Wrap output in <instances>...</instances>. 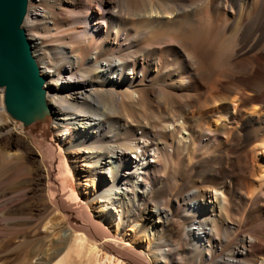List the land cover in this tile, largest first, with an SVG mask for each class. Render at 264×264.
Wrapping results in <instances>:
<instances>
[{"label": "bare ground", "instance_id": "1", "mask_svg": "<svg viewBox=\"0 0 264 264\" xmlns=\"http://www.w3.org/2000/svg\"><path fill=\"white\" fill-rule=\"evenodd\" d=\"M205 16L217 22L236 20L246 33L264 20V0H29L24 26L42 74L49 75V85L57 88L52 95L46 78L47 101L55 109L47 124L24 130L22 123H12L17 132L20 126L40 154L48 177V198L58 205L45 229L56 231L66 219L70 222L68 239L45 249L43 239L36 241L33 255L43 253V264H155L169 254V248L156 245L151 256L128 238L114 239L110 224L89 215L90 206L68 187L73 167L67 157L71 146L65 145L83 130L79 141L84 140L83 134L108 132L103 138L94 134L103 144L92 151L97 155L89 156L105 159L101 166L96 161L92 175L101 180L110 177L112 186L107 187L113 196H107V206L113 204L109 199L119 195L126 203L139 199L151 216L160 219L169 212L148 208V197L155 190L147 180L160 153L154 141L166 134L177 150L215 153L205 163L211 168L203 170L204 184L189 188L195 180L186 182L175 197L176 208L181 197L187 201L194 219L188 235L208 250L214 239H225V243L231 239L234 227L228 209L233 195L244 204L254 232L237 235L233 247L220 248L215 264H264V49L260 59L241 64L247 74L260 72L248 90L244 91L240 79L222 84V76H215L211 67L210 84L192 93L200 87L197 64L202 54L201 33L197 30L195 37L192 31ZM245 18L249 19L246 24ZM171 78L176 79L166 87L171 91L155 88L157 82ZM145 102L148 116L141 111ZM156 105L164 109L159 125L151 122L157 115ZM0 112H7L3 88ZM203 116L206 121L201 126ZM160 145L174 155V146L164 140ZM246 154H250L249 173ZM178 165L173 169V189L181 175ZM136 176H142V183L134 180ZM116 223L118 230L120 223ZM152 244L149 239L145 246L152 249Z\"/></svg>", "mask_w": 264, "mask_h": 264}, {"label": "rangeland", "instance_id": "2", "mask_svg": "<svg viewBox=\"0 0 264 264\" xmlns=\"http://www.w3.org/2000/svg\"><path fill=\"white\" fill-rule=\"evenodd\" d=\"M251 17H253L252 14ZM200 22L192 31V35L195 37L198 31L201 33L200 47L202 54L198 58L199 63L197 64V72L201 74L198 79L200 87L198 86L192 90V93L196 94L210 84L209 72H211L212 68L217 72H214L215 76H222V84L229 82V80L240 79L243 81L244 91L248 90L246 88H249V85L253 82L252 79L259 78L260 72H248L247 74L246 71H243L244 65L249 60L260 59L264 49V20L246 33L244 27L238 28L236 26V20L217 22L211 17L205 16L201 18ZM248 22L249 19L246 18L243 21L244 24ZM162 57L166 58L167 55H162ZM43 75L48 79L46 87L53 95L57 92V88L55 85H49L51 79L49 75ZM175 81L176 79L174 78L164 82L159 81L155 84V88L165 89V92H169L171 88L166 87ZM97 89H99L98 86L95 87V90ZM98 99L100 101L103 100L101 97ZM51 106L54 112L55 108L53 105ZM157 106L159 105L154 107L157 113L156 118L154 116L151 119V122L155 125L163 122L161 121L163 119V113H161L164 110L163 106ZM141 111L146 113L145 116H148L150 111L146 102L143 103ZM158 114L161 117L159 119ZM205 121L206 117L203 116L199 125L203 126ZM12 122L21 123L7 112H0V264H43V259H45L43 253L39 256L33 255L36 241L43 239L45 244L43 248L45 249L46 247L50 248L59 239H68L69 230L67 228H69L70 222L66 219L64 224L56 231H47L45 229V223L55 214L56 205H53L48 198L46 167L39 160L40 154L31 143L30 138L21 132L20 126L19 132H17ZM84 132L85 130L78 135ZM138 132L141 133V130L138 129ZM95 133L90 132L93 136L83 134L84 140L80 141L79 136L76 135L74 140L65 145L71 146L70 151L67 152V157L73 167V171L67 179V185L75 190L79 198L85 200V203L90 206L88 207L89 215H93L95 218L106 222V224H110V234L114 239L119 241L121 238H128L126 239L127 241L136 242L144 250L150 251L151 256L153 254V246L159 245L162 248H169V254L163 260L160 258L156 260L155 264H215L219 261L218 253L220 248L224 250L227 244L233 247L239 235H250L254 232L252 230L254 223L248 221L244 204H239L235 197L230 195L228 213L229 221L234 227V232L229 233L231 239H226L227 243H225V239H214L210 243L209 249L203 250L199 244L190 238L188 229L194 219L193 215L189 213V204L181 197L180 205L176 208L174 200L186 182L195 180L191 182L189 188L204 184L203 170L211 168L205 163L215 153L213 155L211 154L212 152L201 153L198 150L194 151L192 148H180L177 150L171 138L169 139L166 134H162L161 138H157L154 141L157 144L159 143L160 153L155 156L158 164L155 167L156 169L149 174L147 181L153 184L155 190L148 197V208H153L154 210L156 206L160 209L163 208L169 212L168 217L160 219L158 215L151 216L150 213L152 212L145 205H141L139 199L134 204L126 203L121 200L122 196L120 195L119 199H109L113 204L110 203L108 207L106 203L107 196H113L109 195L108 191L112 184L110 177L106 176L104 180H101L100 177L92 175L93 170L96 168V161L100 162L101 166V162L105 161V159H102V157L97 158L96 156L94 159L89 158L90 155H97V153H92V151L103 144L99 138L95 137ZM107 133L101 131L97 134L103 138V135ZM161 140L167 141L170 147L174 146V155H169L167 151H163L160 145ZM130 159L134 160L133 157ZM249 160L250 154H246L245 163L248 165V173L251 171ZM177 164H179V174L181 175L179 176L178 184L173 189V178L176 177L174 170ZM132 165L134 166V162H132ZM138 176L134 180L138 179L142 183V176L141 178ZM112 217L116 218L120 223L118 230L117 220L112 221ZM158 220L160 222H157ZM222 227L221 225L220 228ZM133 229L137 230L134 236L132 235ZM124 234H126L125 237H123ZM233 237H236V239H233ZM149 239L153 243L152 249H148L145 246L146 241H149ZM128 247L130 248V246ZM227 252L225 251L224 253Z\"/></svg>", "mask_w": 264, "mask_h": 264}, {"label": "water", "instance_id": "3", "mask_svg": "<svg viewBox=\"0 0 264 264\" xmlns=\"http://www.w3.org/2000/svg\"><path fill=\"white\" fill-rule=\"evenodd\" d=\"M29 0H0V88L6 111L24 130L52 119L46 77L24 26Z\"/></svg>", "mask_w": 264, "mask_h": 264}]
</instances>
